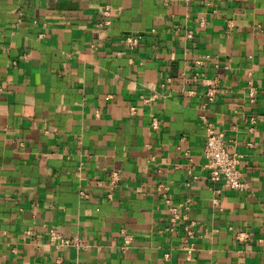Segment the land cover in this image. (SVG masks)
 I'll list each match as a JSON object with an SVG mask.
<instances>
[{
	"label": "crops",
	"instance_id": "crops-1",
	"mask_svg": "<svg viewBox=\"0 0 264 264\" xmlns=\"http://www.w3.org/2000/svg\"><path fill=\"white\" fill-rule=\"evenodd\" d=\"M202 116L241 189L208 184ZM0 264H264V0H0Z\"/></svg>",
	"mask_w": 264,
	"mask_h": 264
},
{
	"label": "built area",
	"instance_id": "built-area-1",
	"mask_svg": "<svg viewBox=\"0 0 264 264\" xmlns=\"http://www.w3.org/2000/svg\"><path fill=\"white\" fill-rule=\"evenodd\" d=\"M104 15H109L108 8L104 10ZM105 26L110 24L109 21L103 22ZM125 44L129 49L134 48L138 44L136 38L127 37L125 38ZM207 58V57H206ZM203 86L206 87L205 96L208 101H212L215 96V89L212 83L204 81ZM255 91L249 86L248 97L250 102L253 103L255 100ZM155 96L144 98L142 97L143 103H149L153 101ZM133 112L134 109L132 108ZM202 123L206 128V139L203 145L202 156L204 158L203 168L206 171V180L209 185L218 187L214 189L216 195L221 194L224 190H239L242 187L240 181L239 165L241 156L234 151V143L230 140L225 139L222 132H216L212 129V126L202 116ZM249 123L254 125L256 118L251 117ZM151 128L153 130L158 129V121L153 119L151 121ZM250 147V144H248ZM187 175L191 177V170H187ZM119 182V176L117 172H111L108 178V193L107 198L111 199L112 191L117 187ZM188 184V183H187ZM79 195L83 198H87L85 193L80 192ZM215 202V201H214ZM165 204L169 213L168 226L164 229L167 233H174L178 231L179 226H182L184 236L182 238L181 250L184 252L186 259H190L193 252L195 251L194 245V228L196 223L194 220L189 218V212L192 206V200L189 197L184 198L177 204H172L170 200H166ZM26 235H30L29 232ZM243 234H239L237 237L241 240ZM46 238L50 245L56 247H68L76 246L74 240L66 238L56 228H49L46 231ZM169 255L166 254L165 258Z\"/></svg>",
	"mask_w": 264,
	"mask_h": 264
}]
</instances>
